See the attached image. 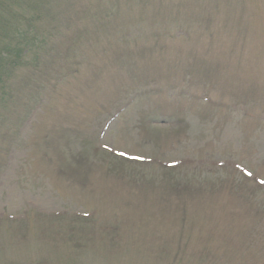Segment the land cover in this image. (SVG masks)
I'll return each mask as SVG.
<instances>
[{
	"label": "rangeland",
	"instance_id": "rangeland-1",
	"mask_svg": "<svg viewBox=\"0 0 264 264\" xmlns=\"http://www.w3.org/2000/svg\"><path fill=\"white\" fill-rule=\"evenodd\" d=\"M90 1L0 139V264H264V0Z\"/></svg>",
	"mask_w": 264,
	"mask_h": 264
},
{
	"label": "trees",
	"instance_id": "trees-1",
	"mask_svg": "<svg viewBox=\"0 0 264 264\" xmlns=\"http://www.w3.org/2000/svg\"><path fill=\"white\" fill-rule=\"evenodd\" d=\"M65 1L71 3V0H0V139L5 142L8 141L7 138H11L13 125L19 122L16 111L24 101L28 105L33 103V106L30 107L32 109L34 104L38 103L40 95L46 94L48 88L55 84L59 74L72 76L76 75L78 71L69 68L70 58L74 54L73 49H62L56 45L59 35L60 37L63 35L71 37L80 33L78 30L75 33L70 30L62 31L74 25L73 16L64 22L55 18L56 14L60 12L58 10L66 9ZM74 7L77 6L69 4L71 11L75 12ZM123 7L122 3L116 1H112L107 8L104 5L95 7L89 0L80 6L78 13H85L99 19L103 15L105 20L112 14H117L118 18L113 22L116 24L123 14ZM144 15L140 12V18L143 20L145 19ZM111 24H105L107 30ZM109 31L113 36V31ZM121 37L127 38L128 36L124 34ZM129 41L124 42L128 43ZM164 50L161 49L158 56L161 57V54L168 51ZM156 61L154 59L152 63L155 65ZM164 63L166 71H178L179 69L175 61H165ZM66 69L68 70L63 73V70ZM25 91L37 93L34 94V97L30 95L27 99ZM3 152V147L0 146V153ZM2 169L3 164L0 162V172ZM256 240V233L253 232L249 244L254 245L255 248L261 247V244ZM3 252L6 250L4 249ZM262 252H264L263 246Z\"/></svg>",
	"mask_w": 264,
	"mask_h": 264
}]
</instances>
